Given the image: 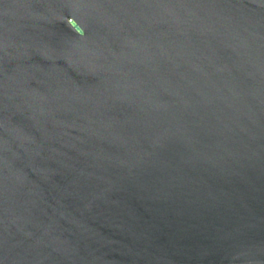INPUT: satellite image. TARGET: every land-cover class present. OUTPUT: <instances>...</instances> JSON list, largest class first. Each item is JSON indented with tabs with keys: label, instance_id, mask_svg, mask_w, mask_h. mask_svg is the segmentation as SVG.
Returning <instances> with one entry per match:
<instances>
[{
	"label": "water",
	"instance_id": "95a60500",
	"mask_svg": "<svg viewBox=\"0 0 264 264\" xmlns=\"http://www.w3.org/2000/svg\"><path fill=\"white\" fill-rule=\"evenodd\" d=\"M0 264H264V0H0Z\"/></svg>",
	"mask_w": 264,
	"mask_h": 264
}]
</instances>
